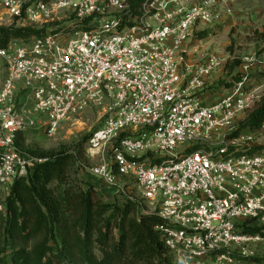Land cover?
I'll list each match as a JSON object with an SVG mask.
<instances>
[{
  "label": "built area",
  "instance_id": "1",
  "mask_svg": "<svg viewBox=\"0 0 264 264\" xmlns=\"http://www.w3.org/2000/svg\"><path fill=\"white\" fill-rule=\"evenodd\" d=\"M233 2L0 0V27L44 29L0 48V215L16 179L46 160L20 135H54L91 109L101 125L88 140L89 173L115 194L126 193L122 179L136 182L179 264H262L253 258L264 247V149L248 150L264 125L229 137L262 86H248L247 64L206 103L227 58L191 45Z\"/></svg>",
  "mask_w": 264,
  "mask_h": 264
},
{
  "label": "trees",
  "instance_id": "2",
  "mask_svg": "<svg viewBox=\"0 0 264 264\" xmlns=\"http://www.w3.org/2000/svg\"><path fill=\"white\" fill-rule=\"evenodd\" d=\"M143 1L132 0L133 7ZM82 27L76 25L74 30ZM43 33L44 29L33 27H0V48L12 39L29 41ZM257 33L264 43V25ZM241 63L226 62L223 68L233 74ZM236 74L234 84L243 75ZM263 125L264 95L231 137L258 132ZM25 135H20L21 145ZM261 149L255 146L250 152ZM30 150L46 160L16 179L6 197V212L0 215V264H179L156 228L160 218L144 213L147 203L141 197L105 199L93 182L79 174L75 153ZM253 259L264 264V257Z\"/></svg>",
  "mask_w": 264,
  "mask_h": 264
},
{
  "label": "rangeland",
  "instance_id": "3",
  "mask_svg": "<svg viewBox=\"0 0 264 264\" xmlns=\"http://www.w3.org/2000/svg\"><path fill=\"white\" fill-rule=\"evenodd\" d=\"M249 2L251 3L246 4L247 6H242V8H239L240 10L232 7V12H223V19L213 26H198L194 32V39L191 45L196 44L208 52L219 54L222 59L227 58L224 66L226 62L235 65L237 60L242 61L240 66L235 67L233 74L229 73L227 68L215 71L212 75L213 78H210L206 91H204L203 98L206 103L214 101L230 91L234 86V81L239 77L236 73H240V75L244 74L247 64L249 65L248 72L253 80L248 86H254L255 82L259 83L264 93V78L257 79L259 72L264 69V43L259 40L257 33L263 29L264 25V0H250ZM245 115L246 113H243L239 116L236 124L237 127L239 126V121ZM100 125L99 115L92 110L80 118L63 124L54 135H49L42 129L30 130L25 135L26 142L24 146L29 149L49 153H57L61 150L75 153L78 156L77 169L79 170V174L91 182L94 179L97 181L98 179L89 173L88 168L93 162L88 159L86 152L88 140ZM219 139L223 138L220 137ZM255 146H262L264 149V131L260 135H256L252 148ZM122 180V183L125 184L126 193L113 194L108 190L105 191L103 188L106 185L100 180L95 185L104 195L105 199L108 200L122 198L126 194L140 198L136 182L132 179ZM256 251L260 256L264 257V247H257ZM64 264L68 263L65 262Z\"/></svg>",
  "mask_w": 264,
  "mask_h": 264
},
{
  "label": "crops",
  "instance_id": "4",
  "mask_svg": "<svg viewBox=\"0 0 264 264\" xmlns=\"http://www.w3.org/2000/svg\"><path fill=\"white\" fill-rule=\"evenodd\" d=\"M250 0H234V2H233V5H232V7H234V8H236V10H240L239 8H242V6H247L246 4H249V3H251V2H249ZM254 4H256V3H254ZM212 78H213V76H211ZM89 111H92L91 109H89ZM88 111V112H89ZM93 183L94 184H96V183H99V181L97 180H93ZM96 186V185H95ZM97 187V186H96ZM105 191H110L111 193H113V194H115V192L112 190V189H110V188H108L107 186H105L104 188H103ZM108 194V193H107ZM108 195H111V194H108Z\"/></svg>",
  "mask_w": 264,
  "mask_h": 264
}]
</instances>
